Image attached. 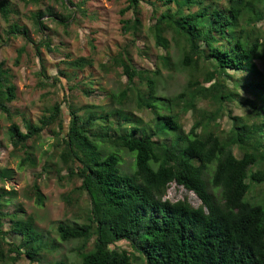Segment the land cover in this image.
<instances>
[{
    "label": "trees",
    "instance_id": "trees-1",
    "mask_svg": "<svg viewBox=\"0 0 264 264\" xmlns=\"http://www.w3.org/2000/svg\"><path fill=\"white\" fill-rule=\"evenodd\" d=\"M16 1L41 5L42 0H0V20L8 25L5 41L21 37L29 45L27 27L11 22L19 15ZM52 1L69 15L54 7L33 12L37 33L46 29L44 17L67 27L69 19L84 15L73 0ZM126 2L121 13L131 11L132 17L121 21V30L129 40L98 65L103 74L123 79L118 91L84 74L94 66L90 56L66 57L49 78L40 65L37 88L63 93L67 128L57 99L36 123L25 117L14 121L20 116L10 107L16 86L0 63V116L10 122L11 154L20 168L39 169L26 197L43 204V176L73 186L63 204L78 214L84 203V220L58 222L56 233L61 242H78L72 249L78 264H264V31L258 26L264 22V0ZM143 3L150 10L147 37L155 54L139 45ZM41 42L52 52L50 41ZM171 43L179 49L176 63ZM32 50L40 57L39 49ZM163 70L187 77L181 91L165 98L159 89ZM75 92L90 103L75 104ZM231 104L244 113L233 115ZM187 114L192 124L186 132L181 121ZM224 118L231 122L228 131L221 129ZM43 133L53 139V153L36 157ZM123 153L133 158L129 173L122 168ZM13 175L0 167V184ZM171 184L193 193L200 205L166 200ZM14 195L0 188V264H64L46 263L48 243L33 218L6 211Z\"/></svg>",
    "mask_w": 264,
    "mask_h": 264
},
{
    "label": "rangeland",
    "instance_id": "rangeland-1",
    "mask_svg": "<svg viewBox=\"0 0 264 264\" xmlns=\"http://www.w3.org/2000/svg\"><path fill=\"white\" fill-rule=\"evenodd\" d=\"M19 15L13 17L11 22H19L28 29V35L31 43L26 42L21 37H9L5 41L4 31L8 25L0 20V63L2 62L5 69H9L13 75V82L16 86V100L10 104L12 110L19 114L14 118V121L19 122L21 117L31 120L36 123L44 113L45 109L53 105L57 99L62 104L64 128L68 125V111L66 104L63 102V93L59 90L57 95H54V88L38 89V71L40 65L45 68L47 78L55 75L54 65L68 58L73 60L78 57L90 56L94 59V66L86 69L84 74H91L94 82L106 90L118 91L123 79H119L114 73L103 74L98 68L107 59L108 55L116 53L121 47H124L129 40V36L122 32L121 21L132 17L131 11H121L127 7L126 0H73V5L80 7L84 11L83 14H78L76 21L68 20V26L58 25L56 19L44 17L40 21L44 23L46 29L37 33L33 28L30 15L37 10H45L47 7H54L55 12L63 14L64 17L69 15V12L62 10L54 4L52 0H42L41 5L28 4L25 5L20 1L15 2ZM70 9H73L70 7ZM83 15V16H82ZM141 20L144 24V39L139 42V45L145 47L149 53L155 54L158 50L155 48L154 42L147 31V27L151 25L150 10L143 3L141 10ZM260 29L264 31V22L258 24ZM146 36V38H145ZM169 39V37H168ZM42 40L50 41V49L44 46ZM32 46L39 49V56L32 50ZM171 57L176 63L180 58L179 49L171 43ZM41 58V59H40ZM135 60L140 63L149 64L145 60ZM150 65V64H149ZM258 67L262 66L258 63ZM163 81L159 89L163 96L176 94L181 91L186 82V74L181 71L167 72L162 71ZM46 80V79H45ZM75 104L82 106L90 103L91 99H85L83 96L75 92ZM165 95V96H164ZM248 97L247 94H244ZM56 96V97H55ZM100 100V99H99ZM104 104H109L105 100ZM233 111V115H242L244 112L234 105H229ZM183 129L187 132L192 124L190 114L185 115L181 121ZM10 122L4 116H0V167L13 170L12 179L6 181L4 185L0 184L6 191H13L15 195L9 199L6 211L12 213L19 211V216L22 218H33L35 227L41 231L45 238L46 249L43 255L48 259L46 263L61 261L64 264H78L79 260L72 252V249L78 245V242H61L56 233V224L58 222L78 221L83 222L85 204L82 203V209L77 214V210L68 211L63 204V195L72 190L70 184L60 185L54 177L41 178L39 180L41 192L44 196V202L41 206L37 205L33 199H28L25 191L33 181V173L38 172L29 169L28 167H19V160L11 154V148L8 142L7 128ZM221 129L228 131L231 122L224 118L221 122ZM53 139L49 134L43 133L41 138L35 143V156L41 157L47 153L49 156L52 152ZM236 157L240 154L235 150ZM123 163L122 168L125 172H131L133 158L123 153L121 154ZM57 162V158L53 160ZM248 194V193H247ZM84 198V197H83ZM249 194L244 200H248ZM256 200H261L259 196L254 197ZM165 199L170 202L187 199L188 203L193 207H198L200 201L193 195L171 184L167 189ZM76 209V208H75ZM79 216V217H77ZM56 247V251L52 252L50 246ZM123 249H126V244L119 243ZM25 264V263H21Z\"/></svg>",
    "mask_w": 264,
    "mask_h": 264
}]
</instances>
